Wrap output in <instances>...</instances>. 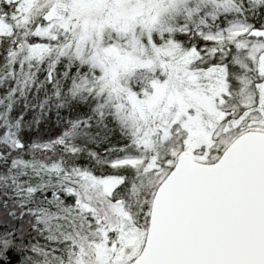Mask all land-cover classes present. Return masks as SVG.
<instances>
[{
	"label": "snow or ice",
	"instance_id": "6c2138e0",
	"mask_svg": "<svg viewBox=\"0 0 264 264\" xmlns=\"http://www.w3.org/2000/svg\"><path fill=\"white\" fill-rule=\"evenodd\" d=\"M0 264H264V0H0Z\"/></svg>",
	"mask_w": 264,
	"mask_h": 264
}]
</instances>
